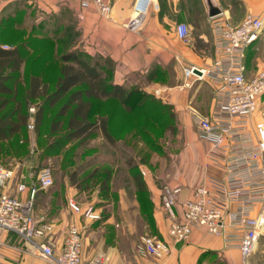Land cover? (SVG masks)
Masks as SVG:
<instances>
[{
  "label": "rangeland",
  "instance_id": "rangeland-1",
  "mask_svg": "<svg viewBox=\"0 0 264 264\" xmlns=\"http://www.w3.org/2000/svg\"><path fill=\"white\" fill-rule=\"evenodd\" d=\"M188 1L189 3L184 6L188 19L177 21L179 24H186L189 28L188 41L181 43L191 48L190 53L193 57L206 58L205 62L208 58L215 56L212 44L213 20H207L199 0ZM15 2L18 1L10 4ZM217 2L223 10L232 12V16L229 17L230 23L238 25L233 22L244 14L243 0H217ZM16 5H19L16 6L18 14L9 15L7 18L0 16L1 46L6 48L23 43L22 46L26 49L33 46L34 50L30 51L28 64L37 54L43 52V71L47 73L49 79H55L60 54L71 50L74 44L81 43L82 34L78 30L79 19L77 17L68 19L69 16L65 12L66 17L60 22L53 15L38 21L36 30H30L36 25V19H33L35 11L22 4ZM28 16L31 18L27 19ZM170 24L165 23L167 30L172 28L173 24ZM57 28L58 33H56ZM41 29L47 33L43 35ZM173 43H175L174 39ZM183 64L187 62L179 61L175 55H172L165 67L149 71L145 84L140 83L134 87L137 92L131 101L134 110L127 115L116 113L110 127L115 138L114 144H110L98 131L85 142L74 141L58 147L59 135L51 134L49 131L50 124L59 108L57 106L47 110L44 123L38 131L29 129L28 125L23 126L18 134L8 140L0 141V165L16 170L17 179L24 173L29 183H36L38 172L49 167L54 174V184L48 188L49 190L60 185L65 177H70L72 182L74 180L77 183L85 201L96 198L97 204L114 205L116 209L120 200L119 190L126 188L130 203L133 186L137 191L136 198L141 208L140 239L143 236H151L164 241L165 239L155 235L154 223L150 217L152 211L149 207V182H154L162 189L166 185H183L185 190L192 192L205 183L210 167L214 169L208 163V158L205 160L208 149L201 151L202 149L197 146L199 140H204L199 136L193 115L180 111L175 104L174 97L177 94L190 91H180L176 87L183 81ZM30 71L31 68L28 66L17 84L16 100L24 98L28 83L23 77H27ZM166 85L172 87L167 88ZM199 85L201 88L193 104L195 109L204 115L213 97V87L211 82L206 80L196 84L191 92ZM152 89L160 90V94L153 93ZM38 102L39 100L34 101L29 108H34L35 112ZM13 104L12 102L11 105ZM108 108L110 112L115 111L113 105ZM262 119H264V95L259 100L254 115V121ZM104 162L108 163L107 167L104 164H101L104 166L100 168L97 166ZM141 169L146 171L145 176L140 172ZM43 190L46 189L38 191ZM36 198L35 195V213ZM38 216L43 214L39 213ZM145 225H148L146 233ZM261 250H264V235L261 236L254 251L251 264H264L259 257ZM249 260L242 259L241 262L247 264ZM206 262L207 264H227L219 255L208 257Z\"/></svg>",
  "mask_w": 264,
  "mask_h": 264
},
{
  "label": "built area",
  "instance_id": "built-area-1",
  "mask_svg": "<svg viewBox=\"0 0 264 264\" xmlns=\"http://www.w3.org/2000/svg\"><path fill=\"white\" fill-rule=\"evenodd\" d=\"M27 0H0L2 3ZM29 1V0H28ZM83 7L93 6L102 16H108L111 6L104 0H81ZM155 0H137L134 17L127 27L139 30ZM215 57L212 63L183 65L180 91L190 90L197 83L209 80L213 87L212 107L208 114L191 108L199 136L208 143L210 166L220 175H209L204 184L196 187L189 198L179 202L183 185H166L162 189V203L171 220L169 236L175 243L185 241L194 229L223 238L228 248H238L244 261L248 260L264 235V119L254 121L258 102L264 95V65L253 77L247 76L246 52L264 31V15H246L238 25L228 18L212 19ZM178 38L187 42L189 28L180 23ZM155 94L160 90L152 89ZM34 112V108H30ZM34 129V121L28 123ZM142 175L146 171L141 169ZM14 177L13 169L0 165V234L16 235L30 251L53 264H102L97 258L83 260V232L74 223L68 228L63 248L58 252L52 240L53 225L34 210L38 190L54 184L51 168L41 169L36 183H29L20 175L16 189L29 192L25 199L2 192L1 188ZM69 207L85 219L96 220L93 206L81 207L69 200ZM182 209L179 217L178 208ZM135 250L149 264H163L170 252V244L151 236H143Z\"/></svg>",
  "mask_w": 264,
  "mask_h": 264
},
{
  "label": "crops",
  "instance_id": "crops-1",
  "mask_svg": "<svg viewBox=\"0 0 264 264\" xmlns=\"http://www.w3.org/2000/svg\"><path fill=\"white\" fill-rule=\"evenodd\" d=\"M104 1L111 6V12L108 16H102L93 6L83 7L81 0H27L13 4H10L11 2H0V16L7 18L9 15L15 16L18 14L16 6L19 5L16 4H22L24 7L28 6V8L35 11V16L32 18L36 19L34 29L31 28L30 30H36L38 21L53 15L57 17L58 22L66 17L64 16L65 12L69 16L68 19L77 17L79 19L78 30L82 34V40L80 44H74L72 49L79 48L92 61H102L107 57L110 58L114 62L112 82L129 88L140 83L145 84L148 80L149 71L154 68L165 67L171 60L172 55H175L179 61L182 60L200 66L210 64L214 60L215 56L208 58L205 62L206 58L204 57H193L190 53L192 52L191 48L186 44H182L177 36L176 28L179 24L177 21L188 19L184 10L185 4L189 3L188 0H155L158 9L155 7L150 9L142 27L137 31H132L127 27L128 22L134 17V6L137 0ZM199 5L207 20H210L207 16L204 0H199ZM243 6L244 14L234 20V24H239L245 17L244 15H264V0H243ZM223 11L224 13L219 16L220 18L229 19L232 16L231 11ZM165 23L173 24L172 28L167 30ZM20 28L23 29V27ZM41 30L44 31V29ZM173 39L175 43H173ZM212 44L214 46L213 31ZM245 62L248 77H253L256 71L264 65V31L260 38L247 50ZM28 66L31 71L27 74V77H23L27 80V83L31 75L43 76L44 80L53 87L58 81L60 75L58 66L55 79L48 78L47 73L43 71L44 65L41 60L35 59L30 64L25 61L21 69L22 75H24ZM166 87L171 88L172 86L166 85ZM200 88L199 85L192 92V89H190V91L187 90L189 92L174 95L177 109L191 113L190 109H195L193 103L196 102L197 92ZM108 101L106 99L93 101L92 119L99 115H107L104 110L98 112L97 109L104 106ZM212 101L213 97L205 114H208L211 110ZM197 146L202 149L201 151L208 149V143L201 140H199ZM101 164H104L105 167L108 166L106 162L97 166L99 168L104 166H101ZM13 171L14 177L1 188V191L25 199L29 196V192L20 193L17 191L16 186L20 176L17 179V172L16 170ZM211 174L219 176L220 171L210 167L209 175ZM128 176H131L130 173ZM132 188L130 203L126 188L119 190L120 200L116 209L114 205L97 204L96 198L85 201L77 184H74L70 177H65L60 185L54 186L51 190L46 189L36 193V213L37 215L39 213L43 214V217H46L47 221L53 225L52 240L58 252L64 246L69 226L74 223L83 232L82 253L85 263L101 258L102 264H149L151 258L141 257L135 250L141 235V208L136 198L137 191L134 190L133 186ZM149 193V207L152 211L150 217L154 223L155 235L165 239L164 241L168 242L171 247L170 252L163 259V264H207L206 259L215 255L223 257L227 264H243L241 262L243 258L238 248L226 247L223 238L210 235L202 229H194L185 241L179 243L172 241L169 236L171 220L167 217L163 207L162 188H159L154 182H149ZM190 195L191 190H185L184 187L180 193L179 202L182 203ZM69 200H73L83 208L93 206L100 218L96 220L85 219L82 214L74 212L69 207ZM178 215L179 217L182 215L180 206ZM144 227L146 233L148 225ZM253 254L247 264L253 262ZM263 254L264 250H261L259 257L264 261ZM0 264L53 263L30 251L16 235L1 233Z\"/></svg>",
  "mask_w": 264,
  "mask_h": 264
},
{
  "label": "trees",
  "instance_id": "trees-1",
  "mask_svg": "<svg viewBox=\"0 0 264 264\" xmlns=\"http://www.w3.org/2000/svg\"><path fill=\"white\" fill-rule=\"evenodd\" d=\"M46 33L42 32L43 35ZM23 44L6 49L0 46V141L18 134L31 119L34 129L38 131L44 123L47 110L58 106L49 128L51 134L59 135L58 147L74 141L85 142L98 131L110 144H114L115 138L110 127L116 113H131L134 110L131 101L137 93L134 87L112 82L114 62L108 57L102 61H92L79 48L63 52L58 57L60 75L53 89V85L48 84L43 76L31 75L23 100H16L22 66L25 61L28 62L30 51L34 50L33 46L31 49L23 48ZM35 59L43 63V52L32 61ZM104 99L109 101L97 111L104 110L107 115L92 119L93 101ZM36 100H39L36 111L28 113L27 109ZM110 105L115 107V111L110 112ZM73 183L76 182L73 180Z\"/></svg>",
  "mask_w": 264,
  "mask_h": 264
},
{
  "label": "water",
  "instance_id": "water-1",
  "mask_svg": "<svg viewBox=\"0 0 264 264\" xmlns=\"http://www.w3.org/2000/svg\"><path fill=\"white\" fill-rule=\"evenodd\" d=\"M207 16L209 19L217 18L223 15L224 11L223 8L219 5L217 0H204Z\"/></svg>",
  "mask_w": 264,
  "mask_h": 264
}]
</instances>
